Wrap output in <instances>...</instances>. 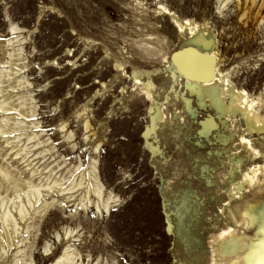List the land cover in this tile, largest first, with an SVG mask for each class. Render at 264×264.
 Here are the masks:
<instances>
[{
  "label": "rangeland",
  "instance_id": "374dc122",
  "mask_svg": "<svg viewBox=\"0 0 264 264\" xmlns=\"http://www.w3.org/2000/svg\"><path fill=\"white\" fill-rule=\"evenodd\" d=\"M222 1L0 0V42L14 36L25 39L24 55L14 57L13 68L30 84L21 91L31 90L39 129L69 164L77 165L80 158L85 170L97 157L101 182L120 199L107 214L80 209L71 216L72 203L63 212L49 210L20 246L26 255L27 245L32 254L24 258L25 264H53L63 252L69 229L83 264H214L209 242L226 224L223 216L217 217L219 204L204 183L206 167L216 163L201 157L220 145H199L196 128L186 138L185 125L180 127L175 119L158 137L169 162L154 161L142 138L154 111L126 72L164 69V57L172 59L177 52L179 41L170 24L162 21L165 42L158 44L154 29L138 18L140 9L153 16L166 4L180 16L211 26L223 70L238 87L264 93V0H230L221 7ZM8 57L0 48V68L14 60ZM116 61L125 64V72L116 70ZM154 79L162 94L169 89L168 74ZM171 99L172 95L167 101ZM174 105L170 102L165 108L172 110ZM84 118L89 119V129ZM68 132L72 138L66 140ZM238 144L232 142L228 148L234 150ZM242 155L249 164V155ZM213 174L217 176L218 169ZM262 187L251 189L245 200L264 204ZM259 229L260 224H253L240 237L260 240ZM8 263L9 256L1 261Z\"/></svg>",
  "mask_w": 264,
  "mask_h": 264
},
{
  "label": "bare ground",
  "instance_id": "6f19581e",
  "mask_svg": "<svg viewBox=\"0 0 264 264\" xmlns=\"http://www.w3.org/2000/svg\"><path fill=\"white\" fill-rule=\"evenodd\" d=\"M229 1L223 0L221 7ZM138 18L154 29L158 44L165 42L162 21L171 25L179 41L172 59L164 57V69L134 68L132 73L126 72L127 78L151 103L154 111L143 131L144 149L154 161L166 165L169 155L158 137L175 119L180 127L185 125L186 138L196 128L199 145L206 141L210 146L220 145L201 157L216 163L213 167H206L204 183L219 204L217 217L223 216L226 224V228L210 239L212 261L214 264H264V204L245 200L251 189L264 185V163L259 162L264 159V142H260L264 141V93L256 95L238 87L223 70L214 30L206 23L180 16L166 4H161L153 16L140 9ZM14 27L12 32L16 30ZM24 40L14 36L0 42V48L14 59L23 54ZM146 51L153 53L148 48ZM14 61L16 58L0 68V264L7 256L8 264H25V257L31 259L30 247L26 245L25 255L20 246L29 241V232L35 227V221L49 210L63 212L67 204L72 203L71 216L77 215L80 209L84 213L92 209L100 215L112 212L120 204L114 191L101 182L97 157L91 158L85 170L80 158L77 165L69 164L51 145V139L39 129L34 118L36 108L31 90L21 91L30 84L24 74L16 75L19 69L13 68ZM124 65L116 61V70L125 72ZM163 73L169 75L170 87L162 94L154 78ZM107 87L104 84V88ZM13 90L18 92L13 93ZM170 95V102H175L174 110L169 106L165 108L170 103L167 101ZM78 116L83 114L78 113ZM83 123L89 129V119L84 118ZM64 137L71 139L72 132L65 133ZM236 141L239 144L234 150L228 148ZM75 147L73 144L72 148ZM98 147H95L96 151ZM242 151L249 155L247 165ZM217 169L218 174L214 176ZM259 191L264 192V187ZM242 201L246 202L243 206ZM253 224H260L258 232L262 238L254 242L242 239L240 234L244 228ZM25 231L28 236L20 240ZM71 233V229L65 232L66 244L53 264H83L81 251ZM240 249L244 251L239 253ZM227 251L234 252V257L226 255Z\"/></svg>",
  "mask_w": 264,
  "mask_h": 264
}]
</instances>
